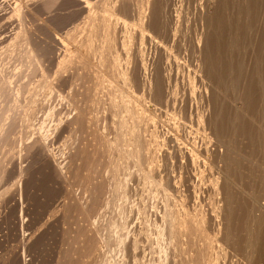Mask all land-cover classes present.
<instances>
[{
    "label": "rangeland",
    "instance_id": "rangeland-1",
    "mask_svg": "<svg viewBox=\"0 0 264 264\" xmlns=\"http://www.w3.org/2000/svg\"><path fill=\"white\" fill-rule=\"evenodd\" d=\"M20 1L0 0V76L5 79L3 84L6 85L2 87L5 104L1 103V105H5L3 108L6 109L3 112L6 113L7 122L4 128L1 126L2 132L0 130V181L1 179L4 181L0 184V186L3 184L0 187V264H111L115 252L108 246L114 248V243H118L121 248L118 251L119 256L128 258L127 260L120 257V261H123L120 264H133L132 262H135L134 264H225L226 261L227 264H242L240 262L242 258L238 252L240 249H245V246L244 248L241 246L244 231L240 229L247 215L246 206L250 207V204L241 197V194H238L237 187L244 188L247 193L249 189L255 193L259 191L264 197V189L261 192L264 186V181L262 183L264 175L261 170V165H264V152H262L264 150V74H262L264 73V55H262L264 39L261 33L264 3H261L262 0H256L255 8V12H262V14L253 13L254 16L251 19L248 12L240 10L243 15L239 14L238 10L247 6V0H224L218 8L213 6L210 12L206 0ZM238 2L242 7L237 6ZM190 3L191 5H188ZM201 7L202 10L199 11ZM219 9H221L220 12ZM187 10H194L191 24L199 17L200 25L201 19L213 16L212 12L216 16L219 13V16L223 15L222 17L226 19L227 34L224 33V38L227 39L228 45L223 53L225 57L223 59H228L225 61L231 63V67L222 70L217 66L216 71L221 70L222 75L221 71L219 74L214 72L215 66L214 69L211 68L214 76L212 72H209L210 69L200 67L204 56L200 49L205 40L200 38L202 36L189 38L186 35L184 37L180 19L184 15L183 11ZM238 14L242 16L239 17ZM256 16L257 18H254ZM232 19H235L234 22ZM248 19L251 21L249 22ZM256 20H259L257 22L261 25H258ZM255 23L261 26V30ZM140 26L142 29L139 28ZM238 26L242 30L241 37ZM130 27L137 29L139 33H130ZM208 29L211 31V28L207 26L205 30L208 31ZM4 30H6L5 33L2 32ZM16 30L18 31L15 32ZM141 30L149 34L145 35L140 32ZM4 35L8 39L5 40ZM192 39L195 40L194 43ZM256 44H259V47ZM249 57L252 59L249 60ZM165 58L171 65L168 63L169 66H164ZM235 62L236 65H234ZM250 62L254 65L251 66ZM191 63L195 64L190 66ZM156 64L157 67L161 66L162 71L159 76L163 79L159 86L162 89L158 87L163 94H160L158 99L155 97L157 94L151 98L155 90L157 91V87L156 83L153 86L151 85L153 82L150 84L152 77H149V75H155ZM248 67L251 68L250 71ZM189 76L193 77V82L196 83L190 81ZM133 80H136V85ZM251 82L254 84L251 85ZM190 83L195 84L196 91H192L193 86ZM152 87H155V90ZM150 93L153 94L149 95ZM129 95L135 96L126 99ZM200 95L201 98H199ZM132 98L139 101L135 102ZM159 99H163L160 101L161 104ZM145 105H148V108ZM198 108L202 110L201 122L197 119ZM154 113L155 116H153ZM125 114L128 116L126 117ZM201 125L205 127L202 128ZM259 125L260 128H258ZM143 133L144 135L141 136ZM208 155L209 158H207ZM149 160L150 163H148ZM210 165L213 167L210 168ZM207 167L208 169H205ZM18 170L23 171L24 174L20 171L23 178L22 175L15 176L18 175ZM228 181L233 184L229 186ZM7 185H9L8 188ZM3 187L4 190L1 189ZM253 187L255 190H251ZM224 196H231L230 199L233 200V204L232 200L230 201L229 207L224 204ZM237 201L239 202L236 203ZM243 202L248 205H242ZM224 205L227 208L231 205L232 211ZM237 207L241 209L238 210ZM212 210L215 213L211 212ZM219 210L222 212L218 213ZM209 212L213 213V216ZM224 212L225 214L230 212L233 215L235 213L236 219L232 218V223L229 224L230 221L222 215ZM191 217L195 222L193 218L190 219ZM240 219L241 223H239ZM216 221L219 223L217 224ZM119 222H122L124 226ZM217 226H219L218 229ZM261 227L264 229L263 220ZM115 228L118 230L116 231ZM262 228L261 236H259L262 238L263 235L264 240ZM232 229L233 233H231ZM226 233L227 236L230 233L228 238H233L232 241L228 240ZM239 234H242L241 238ZM133 238L136 241H131ZM27 239L29 242L25 241ZM126 243L128 244L125 245ZM217 243H220V248L216 245ZM255 245V252L251 254L252 264H259L264 261L260 257L264 256V247L260 244V246ZM215 247L219 250L223 249V252ZM224 247L233 249L232 251L227 249L232 253V255L229 253L231 256H228V252L224 254L226 253ZM125 248L126 250L130 248L133 254ZM192 252H198L197 255L194 253L196 257ZM111 253L114 255L112 256ZM239 253H242L241 250ZM130 257L131 259L135 257V260H130ZM259 258L262 261L258 262ZM198 260L200 261L195 263Z\"/></svg>",
    "mask_w": 264,
    "mask_h": 264
},
{
    "label": "bare ground",
    "instance_id": "bare-ground-1",
    "mask_svg": "<svg viewBox=\"0 0 264 264\" xmlns=\"http://www.w3.org/2000/svg\"><path fill=\"white\" fill-rule=\"evenodd\" d=\"M22 1V0H21ZM20 1V2H21ZM27 1V0H26ZM38 1V0H37ZM196 1V0H195ZM248 2H247V6H245L244 5V2H243V5L245 6V7H243V8H238V10L240 11V10H243V11H245V12H248V16L250 15V19L252 18V16H254V14L253 13H255V15H256V12H258V11H256L255 12V8H256V0H247ZM258 1V0H257ZM32 2V1H31ZM36 2V1H35ZM40 2H41V0H40ZM40 2H39V5H40ZM188 2H190V1H188ZM192 3V2H191ZM191 3L190 4H188V5H191ZM206 3L208 4V10H209V12H210V10H212L213 8V6H216L215 8H218V6H220V4H223L224 3V0H206ZM261 3H264V1L262 0V2ZM19 4V3H18ZM238 5L237 6H239V2L237 3ZM242 4V3H241ZM14 5H15V3H14ZM23 5V4H22ZM37 5V4H36ZM38 5V6H39ZM196 5H198V3L196 4ZM200 5H202L201 3H200ZM259 5V4H258ZM27 6V5H26ZM207 6V5H206ZM241 6V5H240ZM239 6V7H240ZM31 7V6H30ZM34 7H36V6H34ZM185 7V6H184ZM222 7V6H221ZM242 7V6H241ZM39 8V7H38ZM199 8V7H198ZM17 9V8H16ZM36 8H34V10H35ZM258 9V8H257ZM264 9V8H263ZM28 10V9H27ZM37 10V9H36ZM191 10V9H190ZM190 10H187V11H183V16L181 17V19H180V24L183 26V34H184V37H186V35H187V37L189 36V38H195V37H198V36H202V37H204V38H202V37H200L201 39H204L205 41H204V44H203V46L202 45H200V46H202V48L200 49V51H201V53H203L204 54V56H203V59H202V61H201V63H200V67L201 68H205V69H210L209 70V72H212L213 71V69H214V66L216 67L215 68V73L217 72L216 71V69H217V66H218V68L220 67V69H222V70H227V68H230L231 67V63H229V62H226L227 60L226 59H223V58H225V57H223L224 56V51H225V49H226V47H227V45H228V43H226V41H227V39H225L224 37H225V34H227L226 32H227V26H226V23L227 22H225L226 21V19L225 18H223L222 16L223 15H220L219 16V13L217 14V16H216V14L215 13H213L212 12V14H213V16H211L210 14L211 13H209V15H210V17H208L207 19H201V21H200V25L198 24L199 23V21H198V19H199V17H198V19L197 20H194L193 21V24H191L192 22V19L194 18V10L193 11H190ZM195 10H197V9H195ZM199 11H201L202 10V7L200 8V9H198ZM220 10L221 9H219V12H220ZM261 10H262V7H261ZM11 11V10H10ZM32 11V10H31ZM170 11V10H169ZM263 11V10H262ZM28 12V11H27ZM29 12H30V10H29ZM34 12V11H33ZM152 12H154V11H152ZM25 13V12H24ZM173 13V12H172ZM206 13V12H205ZM259 13V12H258ZM15 14H16V12H15ZM32 14V13H31ZM36 14V13H35ZM157 14V13H156ZM239 14H243V12H239ZM238 14V16L239 17H241L240 15ZM259 14H262V12H260ZM259 14H257V15H259ZM29 15V14H28ZM171 15V14H170ZM215 15V16H214ZM244 15V14H243ZM263 16H264V14H262ZM15 16V15H14ZM10 17V16H9ZM20 17V16H19ZM18 17V19H20ZM201 17V16H200ZM225 17V16H224ZM233 17V16H232ZM238 17V18H239ZM14 18V17H13ZM113 18V17H112ZM204 18V17H203ZM236 18H237V16H236ZM254 18H257V16L256 17H254ZM11 19V18H10ZM17 19V18H16ZM48 19V18H47ZM260 19V18H259ZM12 20H14V19H12ZM191 20V21H190ZM233 20V22H234V20L235 19H232ZM239 20H240V18H239ZM29 21V20H28ZM138 21V20H137ZM237 21V20H236ZM248 21H249V19H248ZM251 21V20H250ZM249 21V22H250ZM259 22V20H256V22ZM261 22H262V20H260ZM191 22V23H190ZM244 22V21H243ZM257 22V24L259 25L260 23H258ZM11 23V22H10ZM23 23V22H22ZM34 23V22H33ZM141 23V22H140ZM170 23V22H169ZM236 23H238V22H236ZM240 23V22H239ZM238 23V24H239ZM13 24V23H12ZM25 24V23H24ZM112 24V23H111ZM132 24V23H131ZM232 24H234V23H232ZM237 24V25H238ZM248 24H250V23H247V25ZM256 24V23H255ZM256 24V25H257ZM208 27H210L211 28V31L208 29V31H206L205 29H207V26ZM235 25V24H234ZM234 25L232 26V27H234ZM241 25V24H240ZM250 25H252V24H250ZM257 25V26H258ZM261 25V24H260ZM21 26V25H20ZM23 26V25H22ZM132 26V25H131ZM139 26V25H138ZM146 25H144V27H145ZM154 26V25H153ZM162 26V25H161ZM172 26V25H171ZM7 27H8V25H7ZM30 27V26H29ZM143 27V26H142ZM240 26H238L237 27V29L239 28ZM247 27V26H246ZM252 27V26H251ZM260 27V28H259ZM4 28V27H3ZM10 28V27H9ZM24 28V27H23ZM31 28V27H30ZM136 28V27H135ZM139 28H141V26L139 27ZM138 28V29H139ZM146 28H147V26H146ZM146 28H144L145 30H147ZM152 28V27H151ZM248 28V27H247ZM257 28H259L260 30H261V26H258ZM142 29V28H141ZM149 29H150V27H149ZM241 29H243V27H241ZM256 29V28H255ZM258 29V32L260 33V30ZM6 30H7V28H6ZM6 30H4V31H2V32H4L5 33V31ZM11 30V29H10ZM22 30V29H21ZM135 30H137V29H134L133 27H130V33H133V32H137V33H139L138 32V30L137 31H135ZM140 30V29H139ZM157 30V29H156ZM232 30H234V28L232 29ZM239 30H240V28H239ZM246 30V29H245ZM18 30H16L15 32H17ZM27 31V30H26ZM152 31V30H151ZM237 31V30H236ZM241 31L242 30H240V37H241ZM248 31V30H247ZM256 31H257V29H256ZM262 32V34H263V39H264V21H263V26H262V30H261ZM7 32H8V30H7ZM141 33H143V34H145V35H147V34H149L148 32H145V31H143V30H141L140 31ZM231 32V31H230ZM3 33V34H4ZM10 33H11V31H10ZM19 33V32H18ZM17 33V34H18ZM26 33V32H25ZM118 33V32H117ZM182 33V32H181ZM225 33V34H224ZM247 33V32H246ZM252 33V32H251ZM16 34V35H17ZM31 34H33V33H31ZM152 34V33H151ZM231 34V33H230ZM229 34V35H230ZM235 34V33H234ZM30 35V34H29ZM204 35V36H203ZM232 35V34H231ZM237 35V34H236ZM254 35V34H253ZM7 37L9 36L8 34L6 35ZM27 37H28V35H26ZM157 35H155V37H156ZM251 36V35H250ZM262 36V35H261ZM7 37H5V35L3 36V38H5V40H6V38ZM26 37V38H27ZM31 37H32V35H31ZM34 37V36H33ZM147 37V36H146ZM149 37H151V36H149ZM154 37V38H155ZM257 37V36H256ZM260 37V36H259ZM3 38H2V40H3ZM227 38V37H226ZM258 38V37H257ZM8 39V38H7ZM10 39H12L11 37H10ZM148 39V38H147ZM186 39V38H185ZM184 39V40H185ZM234 39V38H233ZM247 39V38H246ZM261 39V41H262V37L260 38ZM4 40V41H5ZM144 40H146V38L144 39ZM158 40V39H157ZM193 40V39H192ZM240 40V39H239ZM254 40V39H253ZM255 40H258V39H256L255 38ZM1 41V40H0ZM154 41V40H153ZM189 41H191V40H189ZM252 41V40H251ZM260 41V40H259ZM260 41V42H261ZM193 43L195 42V40H193L192 41ZM201 42V41H200ZM230 42V41H229ZM234 42V41H233ZM247 42V41H246ZM264 42V41H263ZM4 43V42H3ZM2 43V44H3ZM8 43V42H7ZM150 43V42H149ZM154 43V42H153ZM257 43H259V42H257ZM201 44H202V42H201ZM252 44V43H251ZM253 44H255V42L253 43ZM261 44V43H260ZM94 45V44H93ZM231 45V44H230ZM245 45H246V43H245ZM257 46L259 45V44H256ZM162 46V45H161ZM197 45H195V47H196ZM200 46H199V48H200ZM261 46V45H260ZM263 46V45H262ZM6 47V46H5ZM43 47V46H42ZM97 47V46H96ZM167 47V46H166ZM187 47V46H186ZM190 47V46H189ZM229 47V46H228ZM233 47V46H232ZM240 47V46H239ZM252 47H254V46H252ZM256 47V46H255ZM259 47V46H258ZM257 47V48H258ZM161 48V47H160ZM197 48V47H196ZM249 48V47H248ZM36 49V48H35ZM44 49V48H43ZM228 49V48H227ZM255 48H253V50H254ZM29 50V49H28ZM194 50V49H193ZM257 50V49H256ZM24 51V50H23ZM22 51V52H23ZM132 51V50H131ZM195 51H196V49H195ZM258 51V50H257ZM43 52H45V51H43ZM48 52V51H47ZM194 52V51H193ZM254 52V51H253ZM259 52V51H258ZM264 52V51H263ZM33 53V52H32ZM134 53V52H133ZM188 53V52H187ZM229 53V52H228ZM234 53V52H233ZM91 54V53H90ZM161 54V53H160ZM195 54V53H194ZM251 54V53H250ZM256 54V53H255ZM94 55V54H93ZM235 55V54H234ZM240 55V54H239ZM262 55H264V54H262ZM28 56V55H27ZM190 56V55H189ZM189 56H188V58H189ZM197 56V55H196ZM252 56V55H251ZM260 56V55H259ZM30 57V56H29ZM177 57V56H176ZM201 57V56H200ZM263 57V56H262ZM15 58V57H14ZM45 58V57H44ZM227 58V57H226ZM233 58H235V57H233ZM42 59V58H41ZM151 59V58H150ZM190 59V58H189ZM236 59V58H235ZM235 59H233L234 61H235ZM250 59H252L251 57H249V60ZM255 59V58H254ZM20 60H22V59H20ZM44 60V59H43ZM88 60V59H87ZM120 60V59H119ZM152 60V59H151ZM158 60H159V58H158ZM183 60V59H182ZM193 60V59H192ZM226 60V61H225ZM238 60V59H237ZM38 61V60H37ZM83 61V60H82ZM135 61V60H134ZM137 61V60H136ZM172 61H173V59H172ZM186 61V60H185ZM190 61V60H189ZM262 61V60H261ZM263 61H264V59H263ZM87 62V61H86ZM174 62V61H173ZM195 62L197 63V61L195 60ZM247 62V61H246ZM252 62V61H251ZM251 62H250V65L252 66V65H254V63L253 64H251ZM168 63L170 64V62H168V59L167 58H165L164 60H163V64H164V66H169L168 65ZM234 63V62H233ZM149 64H150V62H149ZM157 64H160V63H157ZM157 64H156V68H157V70H156V72H155V75L153 76V75H149V77L151 78L152 77V80L150 81V84H151V82H153L151 85L153 86V85H155V83H156V87H157V91L155 90V93L153 94V93H150L149 95H151V94H153L152 96H151V98L152 97H154V95L155 94H157V95H155V97L157 98V97H159L160 98V94H163V93H161V90L160 89H162V88H160L159 86L161 85V83H162V80L163 79H161L162 78V76H159V74H160V71H162L161 70V66H159V67H157ZM193 64H195V63H191L190 64V66H193ZM244 64V63H243ZM33 65V64H32ZM64 65V64H63ZM88 65V64H87ZM90 65V64H89ZM128 65V64H127ZM171 65V64H170ZM234 65H236V62H235V64ZM264 65V64H263ZM100 66V65H99ZM152 66V65H151ZM94 67V66H93ZM109 67V66H108ZM198 67H199V65H198ZM245 67V66H244ZM36 68V67H35ZM95 68H99V67H97V66H95ZM194 69L196 68L195 67V65H194V67H193ZM211 68H213L212 69V71H211ZM249 68V67H248ZM264 68V67H263ZM263 68H262V70H263ZM38 69V68H37ZM108 69V68H107ZM127 69V68H126ZM132 69H134L133 67H132ZM136 69V68H135ZM172 69V68H171ZM174 69V68H173ZM190 69H192L191 67H190ZM219 69V70H220ZM246 69H247V67H246ZM253 69H254V67H253ZM97 70V69H96ZM103 70V69H102ZM109 70V69H108ZM146 70V69H145ZM170 70V69H169ZM218 70V69H217ZM234 70H235V68H234ZM251 70V68H249L248 69V71H250ZM29 71V70H28ZM34 71H35V69H34ZM99 71V70H98ZM110 71V70H109ZM124 71V70H123ZM170 71H172V70H170ZM192 71V70H191ZM190 71V72H191ZM195 71V70H194ZM197 71V70H196ZM221 71V70H220ZM220 71L219 72H217L218 74L220 73ZM246 71V70H245ZM91 72V71H90ZM103 72V71H102ZM118 72V71H117ZM164 72V71H163ZM163 72H161V73H163ZM185 72H186V70H185ZM247 72V71H246ZM245 72V73H246ZM104 73V72H103ZM226 73V72H225ZM251 73V72H250ZM249 73V74H250ZM262 73V72H261ZM261 73H260V75H261ZM106 75H107V73H105ZM175 74V73H174ZM211 74V73H210ZM224 74V73H223ZM253 74V73H252ZM262 74H264V73H262ZM16 75V74H15ZM110 75V74H109ZM126 75V74H125ZM133 75V74H132ZM135 75V74H134ZM146 75H148V74H146ZM173 75V74H172ZM212 75H213V72H212ZM211 75V76H212ZM221 75H222V71H221ZM3 76V75H2ZM113 76V75H112ZM203 76H204V74H203ZM202 76V77H203ZM214 76V75H213ZM218 76V75H217ZM263 76V75H262ZM13 77H15V76H13ZM108 77H110V76H108ZM131 77H133V79H135V77L134 76H131ZM139 77V76H138ZM161 77V78H160ZM242 76H240V78H241ZM245 77V76H244ZM19 78V77H18ZM17 78V79H18ZM23 78H24V76H23ZM196 78V77H195ZM233 78V77H232ZM264 78V77H263ZM108 79V78H107ZM106 79V80H107ZM131 79V82H132V78H130ZM189 79H190V81H194V79H193V77L191 78V76H189ZM242 79V78H241ZM247 79V78H246ZM13 80V79H12ZM55 80V79H54ZM62 80V79H61ZM60 80V81H61ZM212 80H213V77H212ZM211 80V81H212ZM248 80V79H247ZM252 80V79H251ZM4 81H5V79H3L1 76H0V130H1V132H2V129L4 128V126H6V124H7V122H6V113L4 114V110L6 109L5 107L3 108V106H5V105H1V103H3V104H5V97L3 96V93H2V87H3V85L5 84L4 83ZM18 81V80H17ZM126 81V80H125ZM125 81H124V83H125ZM127 81H130L129 79H127ZM134 81V84L136 83L135 81L136 80H133ZM147 81H148V77H147ZM232 82H233V79L231 80ZM244 81V80H243ZM253 81V80H252ZM46 82V81H45ZM51 82V81H50ZM110 82V81H109ZM123 82V81H122ZM130 82V83H131ZM146 82V81H145ZM253 82H255V81H253ZM253 82H251L252 84L251 85H253L254 83ZM4 83V84H3ZM13 83V82H12ZM129 83V82H128ZM139 83V82H138ZM147 83H149V82H147ZM193 83H196V82H193ZM193 83L191 84L193 87H192V91L194 92V91H196V90H194L195 89V84L193 85ZM200 83V82H199ZM57 84V83H56ZM110 84H112V83H110ZM126 84V83H125ZM146 84V83H145ZM149 84V85H150ZM210 84V83H209ZM54 85V84H53ZM113 85V84H112ZM136 85V84H135ZM134 85V86H135ZM140 85V84H139ZM138 85V87H140ZM240 85V84H239ZM4 86H6V85H4ZM34 86V85H33ZM45 86V85H44ZM51 86V85H50ZM128 86V85H127ZM147 86V85H146ZM145 86V87H146ZM180 86V85H179ZM188 86V85H187ZM186 86V87H187ZM245 86V85H244ZM249 86V85H248ZM256 86V85H255ZM22 87V86H21ZM144 87V88H145ZM160 89H159V88ZM181 87V86H180ZM183 87V86H182ZM240 87V86H239ZM246 87V86H245ZM15 88V87H14ZM46 88V87H45ZM125 88V87H124ZM128 88V87H127ZM136 88H137V86H136ZM141 88H142V86H141ZM188 88H189V86H188ZM116 89V88H115ZM126 89V88H125ZM124 89V91H126ZM138 90H139V88H137ZM152 89V91H154ZM176 89V88H175ZM218 89V88H217ZM240 89V88H239ZM121 90V89H120ZM165 90V89H164ZM181 90H182V88H181ZM29 91V90H28ZM38 91V90H37ZM134 91V90H133ZM132 91V92H133ZM141 91V90H140ZM187 91V90H186ZM185 91V92H186ZM209 91V90H208ZM217 91V90H216ZM239 91V90H238ZM254 91V90H253ZM185 92H184V94H185ZM188 92V91H187ZM187 92H186V94L185 95H187ZM36 93V92H35ZM123 93V92H122ZM130 93V92H129ZM141 93V92H140ZM143 93V92H142ZM182 93V92H181ZM196 93V92H195ZM207 93H209V92H207ZM250 93V92H249ZM254 93V92H253ZM8 94V93H7ZM24 94V93H23ZM126 95L128 94V92L127 93H125ZM131 94H133V93H131ZM145 94V93H144ZM191 94V93H190ZM199 94H201V92L199 93ZM40 95V94H39ZM123 95H124V93H123ZM122 95V96H123ZM140 95H142L143 96V94H140ZM254 95V94H253ZM258 95V94H257ZM131 96H135V95H131ZM130 95L129 96H126V99L127 98H129V97H131ZM179 96V95H178ZM195 96V95H194ZM240 96V95H239ZM9 96H7V98H8ZM42 97V96H41ZM66 97V96H65ZM161 97H162V95H161ZM175 97V96H174ZM264 97V96H263ZM134 98H136V97H134ZM134 98H132L134 101H135V99ZM150 98V97H149ZM150 98V99H151ZM163 98V97H162ZM177 98V97H176ZM179 98V97H178ZM187 98H188V96H187ZM199 98H201V95H200V97ZM240 98V97H239ZM255 98V97H254ZM253 98V99H254ZM258 98V97H257ZM262 98V97H261ZM10 99V98H9ZM34 99V98H33ZM32 99V100H33ZM123 99H125V97L123 96ZM158 99V98H157ZM174 99V98H173ZM217 99V98H216ZM8 100V99H7ZM132 100V101H133ZM137 100V99H136ZM161 100H163V99H161ZM160 99H159V102L161 101ZM251 100V99H250ZM28 101V100H27ZM45 101V100H44ZM128 101H129V99H128ZM130 101H131V98H130ZM139 101V100H138ZM138 101H135V102H138ZM150 101H152V100H150ZM154 101V100H153ZM155 101H157L156 99H155ZM196 101V100H195ZM200 101V100H199ZM216 101V100H215ZM237 101H239V100H237ZM264 101V100H263ZM9 102V101H8ZM126 102H127V100H126ZM134 102V103H135ZM143 102V101H142ZM141 102V103H142ZM158 102V101H157ZM177 102H178V100H177ZM194 102V101H193ZM254 102V101H253ZM18 103V102H17ZM129 104H132V102H129ZM136 104V103H135ZM160 104H161V102H160ZM171 104V103H170ZM177 104V103H176ZM186 105H187V103H185ZM190 104V103H189ZM204 104V103H203ZM206 104V103H205ZM237 104V103H236ZM127 105H128V103H127ZM142 105V104H141ZM180 105V104H179ZM139 106V105H138ZM148 106V105H147ZM146 105H145V107H147ZM166 106V105H165ZM127 108H129V106H126ZM140 107H142V106H140ZM183 107V106H182ZM181 107V108H182ZM196 107V106H195ZM197 107H198V105H197ZM133 108V107H132ZM136 108V107H135ZM148 108V107H147ZM163 108V107H162ZM186 108V107H185ZM200 108V107H199ZM199 108H198V115H197V119L201 122V118H202V110L200 111L199 110ZM232 108V107H231ZM238 108V107H237ZM137 109V108H136ZM151 109V108H150ZM227 109V108H226ZM239 110H240V108H238ZM146 110V109H145ZM144 110V111H145ZM130 111V110H129ZM143 111V112H144ZM149 111V110H148ZM181 112H182V109L180 110ZM179 111V112H180ZM184 111H186V109L184 110ZM193 111V110H192ZM192 111H191V113H192ZM151 112V111H150ZM154 112V111H153ZM12 113V112H11ZM139 113V112H138ZM176 113H178V112H176ZM187 113V112H186ZM207 113V112H206ZM248 113V112H247ZM262 113V112H261ZM264 113V112H263ZM9 114H10V112H9ZM80 114V113H79ZM128 114H130V113H128ZM185 114V113H184ZM126 115V114H125ZM142 115V114H141ZM150 115V114H149ZM157 115V114H156ZM177 115V114H176ZM206 115V114H205ZM248 115V114H247ZM260 115V114H259ZM128 115H126V117H127ZM137 116V115H136ZM153 116H155V113H154V115ZM178 116H180L179 114H178ZM133 117H135V116H133ZM143 117V116H142ZM152 117V116H151ZM157 117V116H156ZM181 117V116H180ZM146 118H148V117H146ZM183 118H184V116H183ZM229 118H231L230 116H229ZM255 118V117H254ZM97 119H98V117H97ZM131 119H132V117H131ZM139 119H140V117H139ZM145 119V118H144ZM149 119V118H148ZM88 120V119H87ZM130 120V119H129ZM143 120V119H142ZM147 120V119H146ZM152 120H153V118H152ZM162 120V119H161ZM175 120V119H174ZM223 120V119H222ZM95 121H96V119H95ZM94 121V122H95ZM133 121V120H132ZM140 121V120H139ZM144 121V120H143ZM185 121V120H184ZM186 121H187V119H186ZM189 121V120H188ZM218 121V120H217ZM259 121V120H258ZM262 121V120H261ZM133 122H135V120L133 121ZM163 122V121H162ZM162 122H160V123H162ZM178 122V121H177ZM192 122H193V120H192ZM206 122H208V121H206ZM6 123V124H5ZM122 123V122H121ZM158 123V122H157ZM189 123V122H188ZM197 123V122H196ZM208 123H210V122H208ZM207 123V124H208ZM3 124V125H2ZM5 124V125H4ZM132 124V123H131ZM140 124V123H139ZM173 124V123H172ZM225 124V123H224ZM257 124V123H256ZM264 124V123H263ZM34 125V124H33ZM178 125V124H177ZM177 125H176V127H177ZM186 125V124H185ZM198 125V124H197ZM209 125H211V124H209ZM1 126H3V128L1 127ZM98 126H100V125H98ZM124 126V125H123ZM146 126V125H145ZM156 126V125H155ZM184 126V125H183ZM220 126H221V124H220ZM101 127V126H100ZM129 127V126H128ZM143 127H144V125H143ZM150 127V126H149ZM201 127L202 128H204L205 126L204 125H201ZM244 127H245V125H244ZM130 128V127H129ZM141 128V127H140ZM156 128V127H155ZM182 128V127H181ZM186 128V127H185ZM258 128H260V125H259V127ZM45 129V128H44ZM99 129V128H98ZM122 129V128H121ZM161 129V128H160ZM170 129V128H169ZM81 130V129H80ZM91 130V129H90ZM164 130H166V129H164ZM193 131H194V128H193ZM196 131V130H195ZM4 132V131H3ZM100 132V131H99ZM128 132V131H127ZM134 132V131H133ZM139 132H140V130H139ZM211 132V131H210ZM251 132V131H250ZM6 133V132H5ZM97 133V132H96ZM132 133V132H131ZM135 133V132H134ZM141 133V132H140ZM156 133V132H155ZM212 133H214V132H212ZM3 134V133H2ZM124 134V133H123ZM129 134H130V132H129ZM137 134V133H136ZM135 134V135H136ZM208 134V133H207ZM92 135V134H91ZM96 135V134H95ZM133 135V134H132ZM142 135H144V133L143 134H141V136ZM150 135V134H149ZM155 135V134H154ZM211 135V134H210ZM215 135V134H214ZM84 136V135H83ZM129 136V135H128ZM157 136V135H156ZM159 136V135H158ZM192 136V135H191ZM3 137V136H2ZM85 137V136H84ZM83 137V138H84ZM215 137H216V135H215ZM214 137V138H215ZM129 138V137H128ZM148 138H149V136H148ZM181 138V137H180ZM208 138V137H207ZM210 138V137H209ZM233 138V137H232ZM231 138V139H232ZM264 138V137H263ZM138 139V138H137ZM184 139V138H183ZM186 139V138H185ZM251 139H252V137H251ZM84 140V139H83ZM124 140V139H123ZM135 140V139H134ZM144 140V139H143ZM148 140V139H147ZM158 140V139H157ZM223 140V139H222ZM253 140V139H252ZM82 141V140H81ZM136 141H138V140H136ZM209 141H210V139H209ZM4 142V141H3ZM144 142V141H143ZM147 142H149V141H147ZM151 142V141H150ZM153 142V141H152ZM214 142V141H213ZM263 142V141H262ZM125 143V142H124ZM162 143V142H161ZM232 143V142H231ZM231 143H229V145H231ZM130 144V143H129ZM133 144V143H132ZM195 144V143H194ZM242 144V143H241ZM2 145V144H1ZM141 145V144H140ZM159 145V144H158ZM210 145V144H209ZM46 146V145H45ZM50 146V145H49ZM88 146V145H87ZM206 146H208V145H206ZM234 146V145H233ZM258 146V145H257ZM256 146V147H257ZM128 147V146H127ZM138 147V146H137ZM167 147V146H166ZM193 147H194V145H193ZM202 147V146H201ZM2 148V147H1ZM84 148V147H83ZM86 148V147H85ZM133 148V147H132ZM139 148V147H138ZM195 148V147H194ZM50 149V148H49ZM57 149V148H56ZM79 149V148H78ZM136 148H134V150H135ZM156 149V148H155ZM198 149V148H197ZM233 149V148H232ZM238 149V148H237ZM48 150V149H47ZM55 150V149H54ZM96 150V149H95ZM144 150V149H143ZM142 150V151H143ZM147 150V149H146ZM150 150V149H149ZM162 150V149H161ZM176 150V149H175ZM178 150V149H177ZM202 150V149H201ZM132 151V150H131ZM136 151H138V150H136ZM135 151V152H136ZM191 151V150H190ZM194 151H195V149H194ZM207 151V150H206ZM77 152V151H76ZM85 152H86V150H85ZM129 152V151H128ZM132 152H134V151H132ZM151 152V151H150ZM149 152V153H150ZM155 152V151H154ZM197 152H199V151H197ZM248 152V151H247ZM262 152H264V150L262 151ZM131 153V152H130ZM152 153V152H151ZM158 153H159V151H158ZM161 153H162V151H161ZM179 153V152H178ZM191 153H193V152H191ZM227 153V152H226ZM238 153H239V151H238ZM79 154V153H78ZM138 154V153H137ZM144 154V153H143ZM177 154V153H176ZM194 154H195V152H194ZM53 155V154H52ZM85 155V154H84ZM228 155V154H227ZM239 155H241L240 153H239ZM76 156V155H75ZM134 156H136L135 154H134ZM138 156H140V155H138ZM190 156H192V154L190 155ZM194 156V155H193ZM197 156V155H196ZM201 156H203V154L201 155ZM58 157V156H57ZM84 157V156H83ZM130 157V156H129ZM166 157V156H165ZM195 157V156H194ZM199 157V156H198ZM198 157L196 158V159H198ZM206 157V156H205ZM210 156L208 155V157L207 158H209ZM51 158V157H50ZM87 158V157H86ZM140 158V157H139ZM143 158H145V156L143 157ZM149 158H151V157H149ZM164 158V157H163ZM162 158V159H163ZM182 158V157H181ZM55 159V158H54ZM78 159H80V157L78 158ZM83 159V158H82ZM130 159V158H129ZM140 159H142V157L140 158ZM140 159H138V160H140ZM168 159V158H167ZM192 159V158H191ZM143 160V159H142ZM152 160V159H151ZM257 160V159H256ZM256 160H254V162L256 161ZM263 160V159H262ZM50 161H51V159H50ZM76 161V160H75ZM79 161V160H78ZM146 161V160H145ZM148 161V160H147ZM156 161V160H155ZM176 161V160H175ZM205 161H207V160H205ZM219 161H220V159H219ZM223 161V160H222ZM56 162V161H55ZM126 162H127V160H126ZM137 162V161H136ZM200 162V161H199ZM201 162H203L202 160H201ZM208 162V161H207ZM214 162V161H213ZM132 163V162H131ZM142 163V162H141ZM148 163H150V160H149V162ZM215 163V162H214ZM213 163V164H214ZM221 163V162H220ZM243 163V162H242ZM262 163V162H261ZM260 163V164H261ZM125 164H127V163H125ZM211 164V163H210ZM263 164H264V162H263ZM25 165V164H24ZM128 165V164H127ZM148 165V164H147ZM200 165V164H199ZM220 165V164H219ZM252 165H253V163H252ZM259 165V164H258ZM30 166V165H29ZM131 166V165H130ZM135 166V165H134ZM160 166V165H159ZM186 166V165H185ZM201 166V165H200ZM214 167L216 166V164L215 165H213ZM212 165H210V168H212L213 167ZM256 166H257V164H256ZM24 167V166H23ZM25 167H27V166H25ZM77 167V166H76ZM125 167H127L126 165H125ZM150 167H151V165H150ZM183 167V166H182ZM259 167V166H258ZM257 167V168H258ZM128 168V167H127ZM152 168V167H151ZM167 168H169V167H167ZM174 168H176V167H174ZM23 169V168H22ZM72 169V168H71ZM149 169V168H148ZM184 169V168H183ZM194 169V168H193ZM192 169V170H193ZM205 169H208V167L207 168H205ZM251 169H252V167H251ZM137 170V169H136ZM159 170V169H158ZM190 170V169H189ZM216 171L218 170V168L217 169H215ZM250 170V169H249ZM261 170H262V173H263V175H264V165H261ZM20 171H22V170H20ZM20 171L18 170V175H15V176H17V177H19L20 175H22V178H23V174L25 173V170L23 169V171H24V173H23V171L21 172V173H23V174H21L20 173ZM74 171V170H73ZM144 171V170H143ZM148 171V170H147ZM200 171V170H199ZM211 171H213V169L211 170ZM215 171V172H216ZM223 171V170H222ZM184 172V171H183ZM214 172V173H215ZM220 172H221V170H220ZM225 172H227V171H225ZM244 172V171H243ZM258 172V171H257ZM16 173V174H17ZM20 173V174H19ZM75 173V172H74ZM136 173H137V171H136ZM141 173V172H140ZM146 173V172H145ZM166 173V172H165ZM174 173V172H173ZM251 173V172H250ZM261 173V174H262ZM119 174V173H118ZM149 174V173H148ZM206 174V173H205ZM208 174V173H207ZM229 174V173H228ZM159 175V174H158ZM164 175V174H163ZM166 175V174H165ZM211 175H212V173H211ZM223 175V174H222ZM222 175H221V177H222ZM247 175H249V174H247ZM252 175V174H251ZM141 176V175H140ZM140 176H139V178H140ZM181 176V175H180ZM179 176V177H180ZM220 176V175H219ZM225 176V175H224ZM152 177V176H151ZM184 177V176H183ZM204 177V176H203ZM206 177V176H205ZM213 177V176H212ZM262 177V176H261ZM21 178V177H20ZM65 178V177H64ZM132 178V177H131ZM145 178H147V177H145ZM153 178V177H152ZM170 178V177H169ZM211 178V177H210ZM215 178V177H214ZM213 178V179H214ZM224 179H225V177H223ZM227 178V177H226ZM263 178L264 177H262V183H263ZM5 179H7V178H5ZM4 179V180H5ZM17 179H19V178H17ZM38 179V178H37ZM68 179V178H67ZM136 179V178H135ZM178 179V178H177ZM181 179V178H180ZM185 179V178H184ZM183 179V180H184ZM188 179V178H187ZM223 179V180H224ZM228 179V178H227ZM226 179V180H227ZM251 179V178H250ZM252 179H253V177H252ZM161 180V179H160ZM176 180V179H175ZM216 180V179H215ZM225 180V181H226ZM228 180H230V179H228ZM241 180V179H240ZM254 180H256L255 178H254ZM5 181H7V180H5ZM67 181V180H66ZM150 181V180H149ZM174 181V180H173ZM172 181V182H173ZM178 181V180H177ZM180 181V180H179ZM186 181V180H185ZM217 181V180H216ZM1 182L3 183L4 181L1 179V181H0V184H1ZM125 182V181H124ZM127 182V181H126ZM125 182V183H126ZM141 182V181H140ZM175 182V181H174ZM173 182V183H174ZM209 182V181H208ZM215 182V181H214ZM218 182V181H217ZM224 182V181H223ZM6 183V182H5ZM25 183V182H24ZM33 183V182H32ZM72 183V182H71ZM147 183V182H146ZM162 183V182H161ZM185 183V182H184ZM183 183V184H184ZM216 183V182H215ZM224 183H226V182H224ZM228 184H229V186H231L232 184H233V182L231 183L230 181H228L227 182ZM241 183V182H240ZM244 183V182H243ZM253 183V182H252ZM259 183H261V182H259ZM9 184H10V182H9ZM181 184V183H180ZM188 184V183H187ZM237 184V183H236ZM245 184V183H244ZM264 184V183H263ZM3 185V184H2ZM2 185L0 186V187H2ZM66 185V184H65ZM142 185V184H141ZM168 185V184H167ZM171 185H174V184H171ZM178 185V184H177ZM216 185H217V183H216ZM240 185V184H239ZM253 185V184H252ZM8 186L9 185H7V188H8ZM126 186V185H125ZM151 186V185H150ZM169 186V185H168ZM243 186V185H242ZM261 186V185H260ZM259 186V187H260ZM29 187V186H28ZM128 187V186H127ZM163 187V186H162ZM161 187V188H162ZM190 187V186H189ZM225 187V186H224ZM252 187V186H251ZM32 188V187H31ZM148 188V187H147ZM164 188V187H163ZM1 189H3L4 190V187L3 188H1ZM80 189V188H79ZM139 189H141V188H139ZM186 189V188H185ZM236 189V188H235ZM252 189H254V187L253 188H251V190ZM264 189V186L262 187V189H261V192H262V190ZM154 190V189H153ZM183 190V189H182ZM213 190H214V188H213ZM221 190V189H220ZM227 189H225V191H226ZM237 190L239 191H237L238 192V194H241L242 196L241 197H243L244 199H246L247 201H248V204H250L249 206L250 207H248V206H246V209H244V210H246V213H247V215H245L246 216V218L244 217V222H242V220L240 219V222L239 223H241L242 222V226H241V229L240 230H242V231H244V233H242V234H244V235H240L239 234V236H240V238H241V240L243 239V243H242V245L241 246H243L242 248H244V246H245V249H240L241 250V254L239 253L240 252V250H239V252H238V250H236L237 252H238V255L242 258H240L242 261H240V262H242V264H252V261H253V256L251 257V254L253 253V252H255L254 250H255V244H257V245H263V247H264V240H263V235H262V238L260 237L261 235H260V232H261V224H262V220L264 221V197L262 196V194L259 192H257V193H255V192H253V190L252 191H250V189L248 190L249 191V193H247L246 191H244V188H242V189H240V187L238 188L237 187ZM255 190V189H254ZM259 190V189H258ZM132 191V190H131ZM138 191V190H137ZM173 191V190H172ZM178 191V190H177ZM181 191V190H180ZM179 191V192H180ZM189 191V190H188ZM2 192V191H1ZM161 193H162V191H160ZM75 193V192H74ZM77 193V192H76ZM83 193V192H82ZM183 193V192H182ZM213 193H215V190H214V192ZM124 194V193H123ZM144 194V193H143ZM160 194V193H159ZM165 194V193H164ZM206 194V193H205ZM225 194V193H224ZM223 194V195H224ZM237 194V193H236ZM142 195V194H141ZM166 195V194H165ZM183 195V194H182ZM185 195H186V193H185ZM213 195V194H212ZM70 196V195H69ZM87 196V195H86ZM137 196H139V195H137ZM148 196H151V195H148ZM156 196V195H155ZM188 196V195H187ZM190 196V195H189ZM217 196H218V194H217ZM220 196V195H219ZM68 197V196H67ZM85 197V196H84ZM122 197V196H121ZM184 197V196H183ZM225 197V196H224ZM231 197V196H230ZM230 197L229 196H226L224 199H225V202H224V204H227L228 205V207H229V203L231 204V200L232 199H230ZM236 197V196H235ZM234 197V198H235ZM125 198V197H124ZM138 198V197H137ZM147 198V197H146ZM155 198V197H154ZM154 198H152V199H154ZM164 198V197H163ZM186 198V197H185ZM217 198V197H216ZM219 198V197H218ZM223 198V197H222ZM242 198V199H243ZM149 199V198H148ZM188 199V198H187ZM186 199V200H187ZM220 199V198H219ZM238 200H240V199H238ZM128 201V200H127ZM135 201V200H134ZM170 201V200H169ZM220 201V200H219ZM234 201H235V199H234ZM67 202H68V200H67ZM83 202V201H82ZM213 202V201H212ZM239 201H237L236 203H238ZM128 203H130V202H128ZM132 203H133V201H132ZM138 203H140L139 201H138ZM158 203H159V201H158ZM247 203V202H246ZM122 204H123V202H122ZM143 204V203H142ZM156 204V203H155ZM187 204H190V203H187ZM207 204V203H206ZM215 203L213 202V205H214ZM220 204H221V202H220ZM232 204H233V200H232ZM245 203L243 202V204L242 205H244ZM248 204H245V205H248ZM130 205V204H129ZM160 205V204H159ZM174 205V204H173ZM219 205V204H218ZM223 205V204H222ZM237 205V204H236ZM236 205H234V206H236ZM127 206V208H128V205H126ZM131 206V205H130ZM137 206V205H136ZM140 206V205H139ZM142 206V205H141ZM144 206V205H143ZM185 206V205H184ZM215 206V205H214ZM182 207V206H181ZM213 207V206H212ZM224 207L225 208H227L226 207V205H224ZM242 207V206H241ZM250 208V209H248V208ZM57 208V207H56ZM86 208V207H85ZM230 208H231V205H230ZM230 208H227V209H229V211L231 210ZM238 208V207H237ZM236 208V209H237ZM133 209H134V207H133ZM140 209V208H139ZM192 209V208H191ZM241 209V208H240ZM239 208H238V210H240ZM127 210V209H126ZM206 210V209H205ZM217 211H218V209H216ZM182 211V210H181ZM216 211V212H217ZM220 211L222 212V210H219V212L218 213H220ZM232 211V210H231ZM117 212V211H116ZM151 212V211H150ZM211 212H213V210L211 211ZM235 212H236V210H235ZM245 212V211H244ZM210 213V212H209ZM213 213H215V212H213ZM212 213V214H213ZM218 213H216V214H218ZM237 213H238V211H237ZM82 214H83V212H82ZM81 214V215H82ZM90 214V213H89ZM128 214V213H127ZM194 214V213H193ZM211 214V213H210ZM211 214V216H213ZM111 215V214H110ZM184 215V214H183ZM206 215H207V212H206ZM222 215H225L226 216V219H228V221H230L229 222V224L230 223H232L231 222V220H232V218H235L234 216H235V213H234V215L232 214V213H230V212H228L227 214H225V212H224V214H222ZM242 216H243V214H241ZM240 215V216H241ZM123 216V215H122ZM130 216V215H129ZM134 216V215H133ZM192 216V215H191ZM218 216H220V214H218ZM218 216H216V217H218ZM238 216V215H237ZM239 216V217H240ZM72 217V216H71ZM88 217V216H87ZM86 217V218H87ZM109 217V216H108ZM166 217V216H165ZM207 217V216H206ZM210 217V216H209ZM84 218V217H83ZM116 218V217H115ZM177 218V217H176ZM193 217H191L190 219H192ZM69 219H72V218H69ZM88 219V218H87ZM118 219V218H117ZM126 219V218H125ZM185 219V218H184ZM218 219V218H217ZM236 219V218H235ZM239 219V218H238ZM41 220H42V218H41ZM135 220V219H134ZM137 220V219H136ZM166 220V219H165ZM206 220V219H205ZM216 220V219H215ZM46 221H47V219H46ZM70 221V220H69ZM74 221V220H73ZM116 221V220H115ZM119 221V220H118ZM145 221V220H144ZM156 221V220H155ZM176 221V220H175ZM193 221H194V218H193ZM199 221H200V219H199ZM199 221H198V224H199ZM204 221V220H203ZM202 221V222H203ZM236 221V220H235ZM195 222V221H194ZM206 222V221H205ZM217 222V224L220 222V220H219V222L218 221H216ZM224 221H222V223H223ZM44 223V222H43ZM46 223V222H45ZM48 223V222H47ZM120 223V222H119ZM118 223V224H119ZM122 223V222H121ZM120 223V224H121ZM126 223V222H125ZM175 223V222H174ZM177 223H178V221H177ZM182 223V222H181ZM213 223V222H212ZM40 224V223H39ZM42 224V223H41ZM138 224V223H137ZM136 224V225H137ZM215 224V223H214ZM228 224V225H229ZM235 225H236V223H234ZM254 224L256 225V226H254ZM112 225V224H111ZM115 225V224H114ZM117 225V224H116ZM121 225H123V224H121ZM140 225H141V223H140ZM143 225V224H142ZM193 225V224H192ZM196 225H197V223H196ZM216 225V224H215ZM226 225H227V221H226ZM234 225V226H235ZM61 226V225H60ZM65 226V225H64ZM119 226V225H118ZM124 226V225H123ZM129 226H130V224H129ZM231 226V225H230ZM110 227H112V226H110ZM127 227V226H126ZM153 227V226H152ZM166 227V226H165ZM177 227V226H176ZM196 227V226H195ZM200 227V226H199ZM218 227L219 226H217V229H218ZM221 227V226H220ZM225 227V226H224ZM229 227V226H228ZM238 227H239V225H238ZM238 227L236 226V228H237V230H238ZM58 228V227H57ZM60 228V227H59ZM64 228V227H63ZM121 228V227H120ZM141 228V227H140ZM156 228V227H155ZM197 228V227H196ZM195 228V229H196ZM201 228H202V225H201ZM227 228V227H226ZM230 228V227H229ZM236 228H235V231H236ZM243 228V229H242ZM45 229V228H44ZM77 229V228H76ZM107 229V228H106ZM112 229V228H111ZM116 229V228H115ZM115 229H114V232H115ZM127 229H129L128 227H127ZM177 229V228H176ZM215 229V228H214ZM216 229V230H217ZM221 229V228H220ZM231 229V228H230ZM263 229V228H262ZM104 230V229H103ZM118 229H116V231H117ZM120 230V229H119ZM175 230V229H174ZM198 230V229H197ZM201 230V229H200ZM229 230V229H228ZM123 231V230H122ZM126 231V230H125ZM137 231V230H136ZM218 231V230H217ZM232 232L231 233H233V229L231 230ZM235 231H234V234H235ZM241 231V232H242ZM262 231H264V229L262 230ZM108 232H109V230H108ZM110 232H112L111 230H110ZM120 232V231H119ZM228 232V231H227ZM240 232V233H241ZM69 233V232H68ZM77 233V232H76ZM121 233V232H120ZM129 233V232H128ZM219 233V232H218ZM222 233V232H221ZM220 233V234H221ZM238 233V232H237ZM263 233V232H262ZM106 234V233H105ZM114 234V233H113ZM121 234H123V233H121ZM120 234V235H121ZM126 234V233H125ZM132 234V233H131ZM229 234L230 233H228V236H227V233H226V235L225 236H227V238L229 237ZM108 235H109V233H108ZM108 235H106V236H108ZM138 235V234H137ZM219 235V234H218ZM232 235V234H231ZM236 235V234H235ZM234 235V236H235ZM260 235V236H259ZM52 236V235H51ZM105 236V235H104ZM105 236V237H106ZM117 236V235H116ZM233 236V235H232ZM233 236V237H234ZM47 237V236H46ZM45 237V238H46ZM49 237V236H48ZM101 237H102V235H101ZM104 237V238H105ZM126 237V236H125ZM128 237H130L129 235H128ZM127 237V238H128ZM133 237H136V236H133ZM217 237V236H216ZM218 237H220V236H218ZM54 238V237H53ZM103 238V237H102ZM113 238V237H112ZM119 238V237H118ZM204 238V237H203ZM215 238V237H214ZM214 238H213V242H214ZM224 237H222V239H223ZM231 238V237H230ZM230 238H228V240L230 239ZM238 238V237H237ZM240 238H239V242H240ZM29 239V241L31 240L30 238H28ZM28 239L27 240H25V241H28ZM71 239V238H70ZM69 239V240H70ZM135 238H133L131 241H133ZM194 239V238H193ZM217 239H219V238H217ZM221 239V238H220ZM233 239V238H232ZM232 239H230L231 241H232ZM52 240V239H51ZM73 240V239H72ZM104 240V239H103ZM109 240V239H108ZM111 240V239H110ZM129 240V239H128ZM204 240V239H203ZM216 240V239H215ZM224 240H226V239H224ZM223 240V241H224ZM28 241V242H29ZM32 241V240H31ZM115 241V240H114ZM116 241H117V239H116ZM115 241V242H116ZM122 241H124V240H122ZM134 241H136V240H134ZM193 241V240H192ZM195 241H197V240H195ZM199 241V240H198ZM217 241V240H216ZM219 241V240H218ZM222 241V240H221ZM235 241V240H234ZM237 241V240H236ZM51 242V241H50ZM49 242V243H50ZM61 242V241H60ZM108 241L106 240V243H107ZM130 242V241H129ZM200 242H202V241H200ZM212 242V243H213ZM229 242V241H228ZM238 242V241H237ZM242 242V241H241ZM240 242V243H241ZM258 242H259V244H258ZM26 243V242H25ZM25 243H24V246H25ZM54 243V242H53ZM105 243V242H104ZM110 243H112V241L110 242ZM114 243V242H113ZM124 243V242H123ZM131 243V242H130ZM227 243V242H226ZM239 243V244H240ZM28 244H30V243H28ZM28 244H27V246H28ZM51 244H52V242H51ZM121 244V243H120ZM128 243H126L125 245H127ZM137 244V243H136ZM141 244V243H140ZM195 244V243H194ZM220 243H217L216 245L218 246ZM109 245V244H108ZM108 245H106V246H108ZM132 245H133V242H132ZM152 245V244H151ZM196 245V244H195ZM198 245V244H197ZM259 245V246H260ZM69 246V245H68ZM113 246H114V248L111 246V247H109L108 246V248H112V250L114 249V252H115V255L113 254V253H111L112 254V256L114 257V259H113V262L111 263V264H120V262H122L123 263V261H120L121 259H120V257H123V256H119V249H121V248H119L120 246H119V244L118 243H114L113 244ZM190 246V245H189ZM215 246V245H214ZM128 247H130V245H128ZM137 247V246H136ZM140 247V246H139ZM263 247H262V249H263ZM131 248V247H130ZM129 248V249H130ZM198 248V247H197ZM204 250H205V248H204V246L202 247ZM216 248V247H215ZM219 248H220V245H219ZM231 248V247H230ZM256 248H258V247H256ZM261 248V247H260ZM105 249V248H104ZM129 249H127V250H129ZM132 249H133V247H132ZM138 249V248H137ZM143 249H144V247H143ZM193 249V248H192ZM216 249H218V248H216ZM227 249H229L228 247H227ZM227 249L224 247V250H226V253H224V254H227V252H228V256L230 255L229 253H231V252H229V251H232L233 249H229V251H227ZM261 249V250H262ZM44 250V249H43ZM110 250V249H109ZM112 250H110L111 252H112ZM125 250H126V248H125ZM126 250V251H127ZM141 250V249H140ZM194 250H196V249H194ZM219 250V249H218ZM221 250V249H220ZM219 250V251H220ZM244 250V251H243ZM258 250V249H257ZM105 251V250H104ZM107 251V250H106ZM120 251H122V250H120ZM130 251V253H131V250H129ZM128 251V252H129ZM156 251V250H155ZM160 251H162V250H160ZM182 251V250H181ZM198 251V250H197ZM216 251V250H215ZM218 251V252H219ZM263 251V250H262ZM123 252H124V248H123ZM123 252H121V253H123ZM128 252H127V254H128ZM139 252V251H138ZM147 252V251H146ZM180 252V251H179ZM202 252V251H201ZM200 252V253H201ZM204 252H206V251H204ZM212 252V251H211ZM220 252H223V249L220 251ZM219 252V253H220ZM257 252V251H256ZM259 252H261V251H259ZM109 253V252H108ZM125 253V252H124ZM134 253H135V251H134ZM143 253V252H142ZM154 253H156V252H154ZM189 253H191V252H189ZM193 253V252H192ZM194 253H196V255H197V253L198 252H194ZM193 253V254H194ZM203 253V252H202ZM207 253V252H206ZM234 253V252H233ZM258 253V252H257ZM262 253V252H261ZM62 254V253H61ZM131 254H133V252L131 253ZM130 254V255H131ZM170 254V253H169ZM173 254H175V253H173ZM236 254V253H235ZM234 254V255H235ZM263 254V253H262ZM106 255V254H105ZM110 255V254H109ZM108 255V256H109ZM123 255V254H122ZM143 255V254H142ZM159 255V254H158ZM161 255H162V253H161ZM179 255V254H178ZM187 255H188V252H187ZM203 255V254H202ZM204 255H205V253H204ZM231 255H232V253H231ZM230 255V256H231ZM233 255V256H234ZM237 255V254H236ZM237 255V256H238ZM257 255V254H256ZM256 255H254V256H256ZM261 255V254H260ZM259 255V256H260ZM69 256V255H68ZM127 256V255H126ZM129 256V255H128ZM137 256H139V253L136 255V257ZM194 256H195V254H194ZM232 256V257H233ZM237 256L235 257V258H237ZM63 257H64V254H63ZM70 257V256H69ZM132 257H133V255H132ZM196 257V256H195ZM258 257V256H257ZM263 260H264V256H260ZM73 258V257H72ZM71 258V259H72ZM123 258H126L127 260H128V258L127 257H123ZM135 258V257H134ZM134 258H132V259H134ZM138 258V257H137ZM165 258V257H164ZM171 258V257H170ZM176 258V257H175ZM173 259V260H176V259ZM208 258V257H207ZM217 258H219V257H217ZM131 259V257H130V260H132ZM140 259V258H139ZM197 259H199L198 257H197ZM202 259V258H201ZM212 259H214L213 258V256H212ZM238 259V258H237ZM135 260V259H134ZM143 260V259H142ZM171 260V259H170ZM184 260V259H183ZM204 260H205V258H204ZM216 260V259H215ZM219 260H220V258H219ZM218 260V261H219ZM233 260V259H232ZM260 258H259V261L258 262H260ZM133 261V260H132ZM136 261H138V260H136ZM140 261V260H139ZM189 261V260H188ZM195 261V260H194ZM200 260H198L197 262H195V263H198ZM213 261V260H212ZM211 261V262H212ZM221 261V260H220ZM235 261H236V259H235ZM235 261H234V263H235ZM262 261V260H261ZM7 262V261H6ZM131 262V261H130ZM154 262V261H153ZM170 262V261H169ZM175 262V261H174ZM174 262H172V263H174ZM216 262V261H215ZM239 262V261H238ZM264 262V261H263ZM262 262V263H263ZM3 263H4V260H3ZM41 263V262H40ZM133 264L135 263V262H132ZM202 263V262H201ZM223 263V262H222ZM255 263V262H254ZM262 263H259V264H262ZM178 264V263H177ZM190 264V263H189ZM192 264V263H191ZM210 264V263H209ZM213 264V263H212ZM218 264V263H217ZM220 264V263H219ZM225 264H227V261H226V263ZM233 264V263H232ZM238 264V263H237ZM258 264V263H257Z\"/></svg>",
    "mask_w": 264,
    "mask_h": 264
}]
</instances>
